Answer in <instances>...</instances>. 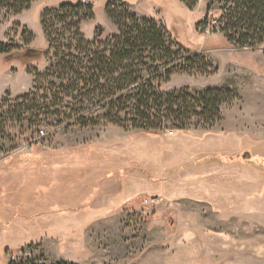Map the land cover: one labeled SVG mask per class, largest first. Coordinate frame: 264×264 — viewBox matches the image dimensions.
Listing matches in <instances>:
<instances>
[{
    "label": "rangeland",
    "instance_id": "374dc122",
    "mask_svg": "<svg viewBox=\"0 0 264 264\" xmlns=\"http://www.w3.org/2000/svg\"><path fill=\"white\" fill-rule=\"evenodd\" d=\"M77 1L84 3L35 0L20 14L1 18L0 41L24 48L21 31L26 28L33 35L28 47L46 50L41 11ZM88 1L93 18L80 22L83 37L115 32L104 9L108 0ZM122 1L113 5L165 24L179 43L203 59L199 66L205 73H174L161 85L163 90L227 87L236 98L221 106L222 118L211 127L192 125L157 137L123 130L96 113L94 126L63 118L80 106L99 108L105 103L100 98L77 104L64 97L51 109L60 117L16 122L3 113L0 264L24 258L35 264H264V38H250L245 47L227 41L219 23L226 7L222 0H198L192 10L177 0ZM56 29L59 34L63 28ZM72 36L65 31V37ZM172 51L177 52L173 64L183 66L185 52L176 46ZM45 62L41 58L31 65L41 72ZM32 86V75L18 61L0 55V99H13ZM56 118L65 122L56 124ZM244 151L261 162L250 163L251 154L241 156ZM208 155L237 157L230 163L207 159L203 166L196 164ZM91 163L101 166L85 169L96 173L86 199L79 194L85 176L78 168ZM122 176L131 179L133 195L110 206L108 198L123 190ZM152 194L163 198L156 207L143 204ZM67 203L77 210L103 209L83 221L58 211Z\"/></svg>",
    "mask_w": 264,
    "mask_h": 264
},
{
    "label": "trees",
    "instance_id": "16d2710c",
    "mask_svg": "<svg viewBox=\"0 0 264 264\" xmlns=\"http://www.w3.org/2000/svg\"><path fill=\"white\" fill-rule=\"evenodd\" d=\"M34 1L0 0V20L9 14H20ZM177 1L187 10H192L198 2ZM222 1L226 7L219 18V23L227 41H234L239 47L248 46L249 39L254 37H258L256 41L261 42L264 38V0ZM122 2V0L106 2L105 13L115 27V32L104 38H101L100 31L96 33L94 31V37L91 39L83 37L79 25L81 21L93 18L92 6L90 3L77 1L62 2L56 9L46 8L41 11L39 22L47 42L46 50L28 51L33 49L28 47L33 35L26 28L21 31L26 44L24 48L0 41V55L13 57L12 60L15 61L19 59V64L33 78V86L28 91L13 99L8 97L0 99V117L3 113L9 114L10 118L7 119L16 122L27 121L31 117L45 118L51 115L60 117L58 111L51 109L59 106L64 97H71L77 100V104L93 102L98 98L105 102L99 108L80 106L62 115L63 118L66 116V119L81 127L96 125V120L92 116L95 113L101 115L105 122L123 130L130 128L154 137L165 131L175 135L188 130L192 125L211 127L218 123L222 118L221 106L231 103L236 94L227 87H206L201 90L183 87L163 90L161 85L174 73H205V67L199 66L203 59H199L193 48L179 43L165 24H160L153 18H138L124 5L115 6L118 5L116 3ZM81 11H85L86 15L79 16ZM50 19L53 20V24H49ZM199 23L205 21L201 20ZM56 25L63 28L59 34L56 33L58 32ZM65 31L68 34L73 33V36L65 37ZM173 46L185 52L183 66L173 64L177 60V52L172 51ZM26 52L30 53L23 56ZM41 58L46 62L44 69L39 72L31 63ZM74 93L75 96H72ZM3 107L7 108L4 112L1 110ZM63 118H56V124L64 123ZM244 153L251 154L244 151L241 156ZM236 157L208 155L195 162L203 166L207 159H218V164H222L235 162ZM249 158L250 156L247 161ZM259 159L251 154L249 162L256 164L261 162ZM99 165L101 166L91 163L85 168H78V173L85 176L80 181L79 194L83 192L86 199L88 189L93 187L90 180L96 173L85 171L90 167L95 170ZM138 171L143 172L140 169ZM122 178L120 185L123 190H118V193L108 200L110 206H117L133 195L128 189L131 179L125 176ZM85 203L83 200L81 205ZM63 206L58 207V211L71 214L68 217L77 218L79 217L75 216L77 213L88 211L89 215L79 217L83 221L92 217L91 212L96 209L77 210L70 203ZM9 264L35 262L33 259L24 258L10 261Z\"/></svg>",
    "mask_w": 264,
    "mask_h": 264
},
{
    "label": "built area",
    "instance_id": "2783aa9c",
    "mask_svg": "<svg viewBox=\"0 0 264 264\" xmlns=\"http://www.w3.org/2000/svg\"><path fill=\"white\" fill-rule=\"evenodd\" d=\"M83 2L87 3V0H83ZM38 133L42 135L43 130L42 129L38 130ZM162 201H163V198L160 196H146L145 198H143V204L153 206V207L158 206L159 204H161Z\"/></svg>",
    "mask_w": 264,
    "mask_h": 264
},
{
    "label": "crops",
    "instance_id": "0c3cea01",
    "mask_svg": "<svg viewBox=\"0 0 264 264\" xmlns=\"http://www.w3.org/2000/svg\"><path fill=\"white\" fill-rule=\"evenodd\" d=\"M116 193H118V192H116ZM116 193H115L114 195H116ZM114 195H113V196H114ZM111 197H112V196H111ZM111 197H109L108 200H110ZM108 204H109V203H108ZM63 207H64V206H63ZM102 209H103V208H96L95 210H93V211L91 212V213H92L91 216H92V215H95V214H101V212H102L101 210H102ZM86 214L89 215L90 213H88V211H86V212H79V213H77L75 216L83 217V216L86 215ZM84 221H85V220H84Z\"/></svg>",
    "mask_w": 264,
    "mask_h": 264
},
{
    "label": "water",
    "instance_id": "95a60500",
    "mask_svg": "<svg viewBox=\"0 0 264 264\" xmlns=\"http://www.w3.org/2000/svg\"><path fill=\"white\" fill-rule=\"evenodd\" d=\"M36 49H28V51H35ZM38 51H41V50H38ZM30 52H26L25 54H23V56H26V54H28V53H30ZM37 56V55H36ZM11 60L13 59V57L11 58V57H9ZM14 58H19V57H14ZM25 58V57H24ZM26 59V58H25ZM16 60H18L19 61V59H16ZM27 60V59H26Z\"/></svg>",
    "mask_w": 264,
    "mask_h": 264
}]
</instances>
